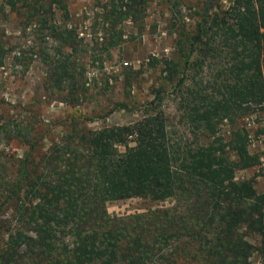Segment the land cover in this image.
<instances>
[{
	"label": "trees",
	"instance_id": "1",
	"mask_svg": "<svg viewBox=\"0 0 264 264\" xmlns=\"http://www.w3.org/2000/svg\"><path fill=\"white\" fill-rule=\"evenodd\" d=\"M148 4L111 0L97 48L69 24L64 0H3L0 11L20 12L23 30L36 29L51 44L40 50L48 87L77 106L89 80L87 63L78 60L120 46V24L137 23ZM212 8L206 2L193 29L176 30L174 58L151 57L162 85L142 120L100 130L76 123L46 150L29 124H0V264H253L256 255L264 264V190L255 177H237L261 163L244 120L264 110V0ZM8 55L0 42V67ZM165 87L188 137L175 139L158 110ZM120 110L130 107L118 103L110 113ZM15 140L22 155L2 148ZM157 184L173 206L108 212L109 202L157 195Z\"/></svg>",
	"mask_w": 264,
	"mask_h": 264
},
{
	"label": "rangeland",
	"instance_id": "2",
	"mask_svg": "<svg viewBox=\"0 0 264 264\" xmlns=\"http://www.w3.org/2000/svg\"><path fill=\"white\" fill-rule=\"evenodd\" d=\"M110 1L64 0L70 14L69 24L77 28L80 37L90 42L91 47L97 48L93 43L104 34L102 14ZM206 2L213 6L211 13L226 10L231 4V0H149L147 11L137 23L122 21L120 27L124 38L120 46L108 54L93 56L89 53L85 59L78 60L87 63L89 80L87 95L77 106L63 102L61 98L66 94L53 93L48 87L46 63L40 50L51 48V44H46L35 34L36 29L30 27L24 31L20 25L21 13L5 7L0 11V42L10 55L0 67V124L8 119L29 124L41 150H46L52 143L60 141L76 123L100 130L142 120L146 117L145 109L154 100L153 90L162 85L161 67L151 66V57L174 58L176 30L181 25L193 29ZM2 4L3 0H0ZM61 17L62 12L57 10V20ZM49 52L53 53L52 50ZM16 56H23V60L16 62ZM165 88L167 93L158 110L164 112L175 139L188 137L189 131L177 109L175 95L169 87ZM118 103L127 104L130 110L110 113ZM244 123L250 132V151L261 156V163L239 172L237 177H255L256 188L261 192L264 190V110L248 116ZM223 132L229 139L228 126H224ZM2 148L22 155L25 147L15 140ZM164 190L165 187L157 184V195L153 197L109 202L108 212L113 216H127L171 207L174 197ZM250 240L255 242L257 239L250 237ZM259 262L260 258L254 256L253 264Z\"/></svg>",
	"mask_w": 264,
	"mask_h": 264
},
{
	"label": "built area",
	"instance_id": "3",
	"mask_svg": "<svg viewBox=\"0 0 264 264\" xmlns=\"http://www.w3.org/2000/svg\"><path fill=\"white\" fill-rule=\"evenodd\" d=\"M258 264H261L260 262Z\"/></svg>",
	"mask_w": 264,
	"mask_h": 264
},
{
	"label": "water",
	"instance_id": "4",
	"mask_svg": "<svg viewBox=\"0 0 264 264\" xmlns=\"http://www.w3.org/2000/svg\"><path fill=\"white\" fill-rule=\"evenodd\" d=\"M214 1H217V0H214Z\"/></svg>",
	"mask_w": 264,
	"mask_h": 264
}]
</instances>
